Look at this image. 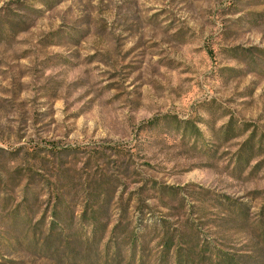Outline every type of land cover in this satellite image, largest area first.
I'll use <instances>...</instances> for the list:
<instances>
[{
  "label": "rangeland",
  "instance_id": "obj_1",
  "mask_svg": "<svg viewBox=\"0 0 264 264\" xmlns=\"http://www.w3.org/2000/svg\"><path fill=\"white\" fill-rule=\"evenodd\" d=\"M104 180L105 239L70 237L75 202L46 240L54 198ZM263 204L264 0H0V264H127L112 226L145 207L198 250L256 257Z\"/></svg>",
  "mask_w": 264,
  "mask_h": 264
},
{
  "label": "trees",
  "instance_id": "obj_2",
  "mask_svg": "<svg viewBox=\"0 0 264 264\" xmlns=\"http://www.w3.org/2000/svg\"><path fill=\"white\" fill-rule=\"evenodd\" d=\"M104 181V187L98 188L93 183L74 202H72V199L66 200V198L60 197V195L54 198L48 213L50 214V222L47 224L46 240L54 238L61 241L68 237L66 233L71 230L76 220L72 213V207H76L75 205H77L74 204L75 202L81 208V214L78 220H76V231H74L76 234L70 237L83 243H92L94 245L105 239L107 228L109 227L110 212L108 207L112 195L108 190L109 183L111 182L109 180ZM35 200V197L32 200L24 197L15 210L21 211L20 213L25 215L23 217L25 227L28 225L26 217L29 216V213H35L33 211V202ZM237 213L244 216V213L240 210H237ZM127 214V211H120V215L112 226L110 233V238L116 241L113 244L114 247H118L115 253L119 254V257L122 258V254L127 250V264H144L146 259L144 256L145 249L149 243L154 242V248L158 250L154 259L155 264H171V262L172 264H197L196 254L200 253H208L209 264H264V252L260 253L256 249L252 251L256 257H250L249 254L218 257L217 254L209 252L207 249L198 250V245L193 243L197 239V232L192 226L184 228V231L168 227L165 220L154 221L150 211L146 207L143 212H137L135 217L130 218V215L128 217ZM42 223L43 220H40L38 224L42 225ZM134 224L135 226L137 225L136 229L129 228ZM256 224L259 226L258 230L260 236L263 238L264 204L258 214ZM140 227L143 229L140 230ZM79 230H82V232ZM88 230L90 232L87 235L85 232ZM109 242L108 244H111V241ZM259 255L262 256L259 257Z\"/></svg>",
  "mask_w": 264,
  "mask_h": 264
}]
</instances>
